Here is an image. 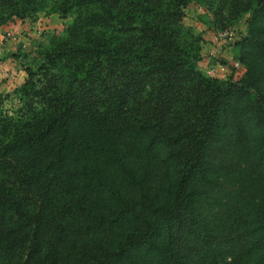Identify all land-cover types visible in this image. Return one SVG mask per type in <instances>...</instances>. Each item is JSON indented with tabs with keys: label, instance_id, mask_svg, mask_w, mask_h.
<instances>
[{
	"label": "trees",
	"instance_id": "trees-1",
	"mask_svg": "<svg viewBox=\"0 0 264 264\" xmlns=\"http://www.w3.org/2000/svg\"><path fill=\"white\" fill-rule=\"evenodd\" d=\"M191 1L0 0L72 17L0 108V264H264V0H200L246 25L240 79Z\"/></svg>",
	"mask_w": 264,
	"mask_h": 264
},
{
	"label": "rangeland",
	"instance_id": "rangeland-1",
	"mask_svg": "<svg viewBox=\"0 0 264 264\" xmlns=\"http://www.w3.org/2000/svg\"><path fill=\"white\" fill-rule=\"evenodd\" d=\"M72 17L63 18L58 13L40 12L33 17L16 20L0 26V43L5 55L0 60V95L3 103L0 108L16 110L19 104L16 90L27 77L26 68H37L43 52L50 46L53 36L64 34ZM183 23L201 38L199 48V69L206 75L228 78L233 75L240 79L244 67L237 60L234 42L247 33L246 25L239 20L228 28L234 32L233 38H225L209 4L200 0L191 1L185 8ZM11 29H4V26ZM15 36L16 39L11 38Z\"/></svg>",
	"mask_w": 264,
	"mask_h": 264
},
{
	"label": "built area",
	"instance_id": "built-area-1",
	"mask_svg": "<svg viewBox=\"0 0 264 264\" xmlns=\"http://www.w3.org/2000/svg\"><path fill=\"white\" fill-rule=\"evenodd\" d=\"M222 36L225 38H231L232 39L233 38L232 36H234V32H232L230 29H228L222 33ZM11 39L15 40L16 37L13 36ZM4 53H5L4 45L2 43H0V60H1V57L5 55ZM212 73L213 72L209 71V74H212Z\"/></svg>",
	"mask_w": 264,
	"mask_h": 264
},
{
	"label": "crops",
	"instance_id": "crops-1",
	"mask_svg": "<svg viewBox=\"0 0 264 264\" xmlns=\"http://www.w3.org/2000/svg\"><path fill=\"white\" fill-rule=\"evenodd\" d=\"M3 28L6 30V29H11V28H13V27L7 25V26H4Z\"/></svg>",
	"mask_w": 264,
	"mask_h": 264
}]
</instances>
